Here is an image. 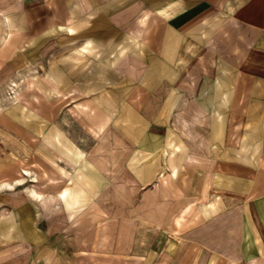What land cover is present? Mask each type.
I'll return each instance as SVG.
<instances>
[{
	"label": "rangeland",
	"instance_id": "1",
	"mask_svg": "<svg viewBox=\"0 0 264 264\" xmlns=\"http://www.w3.org/2000/svg\"><path fill=\"white\" fill-rule=\"evenodd\" d=\"M56 3L0 0V264H185V239L205 221L179 193L184 185L186 196L200 194L207 174L168 169L171 142L148 137L167 129L182 145L181 106L167 121L169 87L153 89L172 50L165 26L135 24L132 5L121 24L116 7L109 24L101 16L50 23L62 20ZM116 63L132 71H106ZM236 124L226 123L229 133ZM224 139L226 149L241 145ZM211 141L196 138L197 149ZM172 171L175 205L151 209L150 194ZM250 171L264 198V169Z\"/></svg>",
	"mask_w": 264,
	"mask_h": 264
},
{
	"label": "crops",
	"instance_id": "2",
	"mask_svg": "<svg viewBox=\"0 0 264 264\" xmlns=\"http://www.w3.org/2000/svg\"><path fill=\"white\" fill-rule=\"evenodd\" d=\"M54 1L62 20L50 23L74 24L78 16L90 17L91 21L101 16L109 24L112 9L117 8L120 19L126 15L122 11L132 5L135 24L151 26L156 20L165 26V41L172 50L166 54L165 77L157 74L153 89H159L164 80L169 87L164 101L167 121L174 119L175 106L177 110L181 106L177 118L184 126L182 145L173 143L174 136L167 129L163 136L151 132L148 137L171 142L164 146L168 169L200 168L207 174L202 194L186 196L184 185L179 193L180 201L187 204L184 206L196 207L205 221L185 239V257L189 259L185 264H264V198L256 196L252 184L257 179L250 171L264 169V0ZM125 22L120 19L119 24ZM106 67V71L118 75L132 71L125 63ZM231 121L237 124L229 133L226 123ZM205 134L214 141L201 151L195 141ZM227 135L240 137V147L238 143L226 149L227 139L221 138ZM222 151L229 154L224 160ZM179 153L183 154L181 166L175 165ZM244 153L253 154L250 158ZM218 176L224 177V184L219 186ZM152 178L139 183L146 185ZM164 181L150 194L157 203L150 208H165L168 214L176 197L173 171L171 176L167 172ZM192 187L193 182L189 189ZM195 200L197 203H190ZM190 246L199 248L201 254L194 256Z\"/></svg>",
	"mask_w": 264,
	"mask_h": 264
}]
</instances>
